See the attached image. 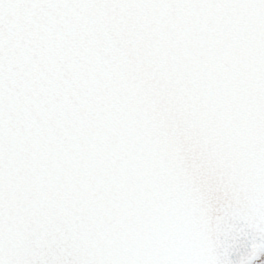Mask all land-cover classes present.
I'll return each mask as SVG.
<instances>
[{
	"label": "snow or ice",
	"instance_id": "1",
	"mask_svg": "<svg viewBox=\"0 0 264 264\" xmlns=\"http://www.w3.org/2000/svg\"><path fill=\"white\" fill-rule=\"evenodd\" d=\"M0 264H264V0H0Z\"/></svg>",
	"mask_w": 264,
	"mask_h": 264
}]
</instances>
